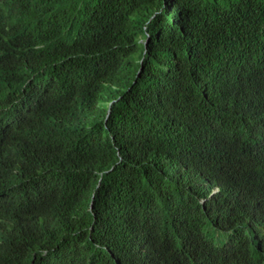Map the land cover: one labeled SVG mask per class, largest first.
<instances>
[{
	"label": "trees",
	"instance_id": "1",
	"mask_svg": "<svg viewBox=\"0 0 264 264\" xmlns=\"http://www.w3.org/2000/svg\"><path fill=\"white\" fill-rule=\"evenodd\" d=\"M263 227L264 0H0V264H264Z\"/></svg>",
	"mask_w": 264,
	"mask_h": 264
},
{
	"label": "clouds",
	"instance_id": "2",
	"mask_svg": "<svg viewBox=\"0 0 264 264\" xmlns=\"http://www.w3.org/2000/svg\"><path fill=\"white\" fill-rule=\"evenodd\" d=\"M147 42H148V39L144 41V43H147ZM111 111H112V107H111V104H110L109 110H108V116H109V114H111ZM218 191H219V189L216 188L215 193L218 192ZM201 203L204 204L205 200H201ZM261 234H264V227L262 229H259V230L255 231V233L252 234V235L258 236V235H261Z\"/></svg>",
	"mask_w": 264,
	"mask_h": 264
}]
</instances>
